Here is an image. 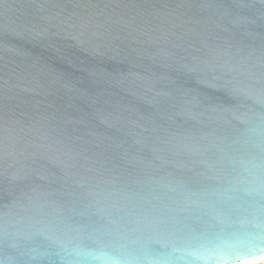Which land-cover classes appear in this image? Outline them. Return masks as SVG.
I'll return each instance as SVG.
<instances>
[{
    "label": "water",
    "instance_id": "water-1",
    "mask_svg": "<svg viewBox=\"0 0 264 264\" xmlns=\"http://www.w3.org/2000/svg\"><path fill=\"white\" fill-rule=\"evenodd\" d=\"M264 258V0H0V264Z\"/></svg>",
    "mask_w": 264,
    "mask_h": 264
},
{
    "label": "rangeland",
    "instance_id": "rangeland-1",
    "mask_svg": "<svg viewBox=\"0 0 264 264\" xmlns=\"http://www.w3.org/2000/svg\"><path fill=\"white\" fill-rule=\"evenodd\" d=\"M244 264H264V258L262 259H258V260H254V261H250Z\"/></svg>",
    "mask_w": 264,
    "mask_h": 264
}]
</instances>
